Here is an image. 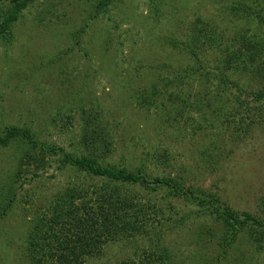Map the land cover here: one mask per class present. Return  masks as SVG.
<instances>
[{
    "label": "rangeland",
    "instance_id": "rangeland-1",
    "mask_svg": "<svg viewBox=\"0 0 264 264\" xmlns=\"http://www.w3.org/2000/svg\"><path fill=\"white\" fill-rule=\"evenodd\" d=\"M12 2L0 0V25ZM260 13L264 0L29 1L0 34V137L8 127L26 128L55 152L43 164L27 159L20 135L0 143V264H30L27 235L47 206L69 189L107 182L64 164L65 153L150 180L176 179L196 196L117 183L161 209L167 230L109 244L86 264H116L150 245L167 248L169 264H264ZM201 24L215 45L196 40ZM241 34L258 41L256 61L230 71V85L220 83L213 70L228 67L227 54L237 51L231 38ZM176 78L183 82L168 83ZM88 115L100 116L99 142ZM224 209L261 225L232 228Z\"/></svg>",
    "mask_w": 264,
    "mask_h": 264
},
{
    "label": "trees",
    "instance_id": "trees-1",
    "mask_svg": "<svg viewBox=\"0 0 264 264\" xmlns=\"http://www.w3.org/2000/svg\"><path fill=\"white\" fill-rule=\"evenodd\" d=\"M11 1L13 2L7 8V17L0 25V34L9 32L11 23L18 18L19 13L31 0ZM115 1L99 0V6L109 7ZM258 17L262 19L261 22H264V16L261 13ZM199 30L203 34H198L197 41L200 38L202 40L206 38L210 45L218 42L215 38L217 36L210 34L211 30L207 25L201 24ZM231 39L237 46V51L233 50L227 54V64L224 68L228 67L225 70L222 67V70H213L218 72L214 75L219 82L226 85L231 84L228 73L234 72L239 64L249 61L255 63L256 50L259 46L258 41L251 36L248 38L241 34ZM244 43L248 44L245 48L250 52V58L247 60L243 59ZM190 53L197 58L196 52L190 51ZM181 82L183 79L178 78L172 83L168 81L170 85H179ZM99 119L100 116L93 115H88L85 119L87 125H93L92 129L97 135V137L93 135L96 142L102 139V135H99V130H102ZM19 135L27 140L28 160L45 164L43 162L45 156L55 152L54 147L43 145L30 130L18 126L8 127L5 136L0 137V143L6 144ZM62 161L64 164L68 162L94 178L104 179L107 182L87 188L69 189L62 201L56 204L53 202L47 206L46 212L41 213L42 215L34 222L27 235V249L24 253L30 264H86L91 258L102 257L109 244L141 236L150 239L160 238L167 230L162 217L157 215V213L162 214L163 211L157 210L154 205L153 208L143 205L141 198L123 194L117 183L123 186L153 185L150 191H156L158 186H166L173 195L196 197L194 191L185 189L176 179L157 177L150 180L141 172L135 173L113 165L104 166L95 157H73L65 153ZM215 203H218L216 199L215 202H211V204ZM219 213L232 228L245 225L249 221L257 226L261 225L260 221L250 214L242 219L229 209ZM169 260L170 254L167 248L150 245L138 247L132 256L122 258L116 264H169Z\"/></svg>",
    "mask_w": 264,
    "mask_h": 264
}]
</instances>
